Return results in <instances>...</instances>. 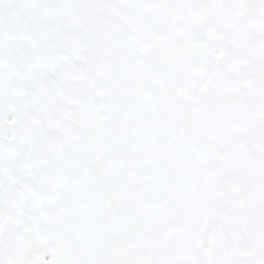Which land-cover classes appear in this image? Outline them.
Returning a JSON list of instances; mask_svg holds the SVG:
<instances>
[{"label":"snow or ice","instance_id":"snow-or-ice-1","mask_svg":"<svg viewBox=\"0 0 264 264\" xmlns=\"http://www.w3.org/2000/svg\"><path fill=\"white\" fill-rule=\"evenodd\" d=\"M0 264H264V0H0Z\"/></svg>","mask_w":264,"mask_h":264}]
</instances>
